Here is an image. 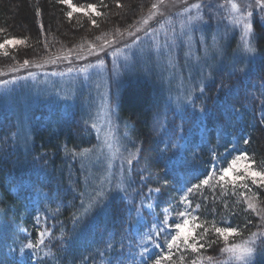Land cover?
I'll use <instances>...</instances> for the list:
<instances>
[{
  "label": "trees",
  "instance_id": "obj_1",
  "mask_svg": "<svg viewBox=\"0 0 264 264\" xmlns=\"http://www.w3.org/2000/svg\"><path fill=\"white\" fill-rule=\"evenodd\" d=\"M154 2L71 0L78 10L73 11L69 19L67 12L72 9L58 0H0V43L13 38L24 40L19 47L0 49V71L9 69L6 73L0 72L1 77L25 60H53L68 52L97 46L100 39L108 40L126 33L152 9ZM41 22L45 26L43 31L39 27ZM256 48L258 56L248 64L246 72L238 71L231 76L225 70L219 72L208 82L203 96L195 100V108L191 105L180 115L156 100L154 89L146 82L131 83L121 89L117 111L133 142L132 152L136 158L130 168V186L123 197L110 201L106 232L102 234L103 242H99V249L105 251L103 255L109 262L121 256L125 264H131L127 258L129 248H136L137 239L147 238L152 228L154 235L150 241L159 243L167 252L164 234L157 237L158 229L154 225L178 222L181 205H185L188 218L195 217L191 219L200 225L194 231V239H189V244H194L198 250L180 244L178 249L172 250V259L166 264H209V256L213 257L214 264L215 261L224 264L228 261L227 253L221 252L225 242L216 234V227L237 228L239 235H229L231 244L247 240L251 233L264 226L260 216L248 207L251 201L257 210L264 209V182L256 184L255 188L238 189L235 184L211 179L208 185H201L192 193L177 190L179 181L186 179V187L199 184L214 163L217 169L225 167L238 152H246L252 165L264 171V41H257ZM221 81L225 88L218 93ZM158 101L162 103L159 107ZM201 107L207 108L206 114L199 111ZM39 109L42 108L35 107L31 113V119L37 117L38 120L31 126L29 148L23 153L12 137L17 129L15 116L0 108V222L8 232L13 227L22 241L32 244L40 239L38 231L50 230L48 238H55L58 246L65 249V252L56 251L57 255L63 260H75L77 257H72L75 254L70 255L72 245L66 242L70 237L75 203L80 197V192L76 194L75 190L80 184L84 185V181L80 178L78 164L72 160L90 144L82 137L81 123L76 119L38 130L39 119L46 115ZM245 139L249 141L247 144ZM27 153L30 154L25 156ZM177 161L185 163H177L174 171L166 169V162ZM218 174L213 172L212 176ZM175 175L182 180H177ZM76 177L78 183L75 184ZM182 196L190 203H180L178 198ZM141 201L146 206H159L152 211L145 207L143 220L138 223L134 209ZM129 205L133 208L131 217L126 211ZM46 215L50 217L43 224ZM150 250L160 251L155 247ZM26 255V261L30 262L32 255ZM257 264H264V260L258 259Z\"/></svg>",
  "mask_w": 264,
  "mask_h": 264
},
{
  "label": "rangeland",
  "instance_id": "obj_2",
  "mask_svg": "<svg viewBox=\"0 0 264 264\" xmlns=\"http://www.w3.org/2000/svg\"><path fill=\"white\" fill-rule=\"evenodd\" d=\"M243 2L244 0H175L173 3V0L163 2L155 0L154 4L157 7L152 8L126 33L114 35L108 40L100 39L97 46L91 45L89 49L87 47L82 51L68 52L53 60L28 61L26 67L20 62L14 65V69L18 71L12 69L3 77L2 73L9 69L0 71L2 72L0 81L28 77L6 87L0 85V108L15 116L17 129L13 131L12 137L23 153L29 148L33 130L31 126H35L38 120L37 117L31 119L30 116L38 106L42 108L39 110L46 113L44 118L39 119L38 130L76 119L81 123L82 137L90 144L88 148L77 152L72 160L78 164L80 178L84 181V185L80 184L75 190L76 194L80 192V197H76V203L74 202L76 205L74 204L72 224L69 228L70 237L66 242L72 245L70 255L75 254L72 257L77 259L63 260L57 255L56 251L65 252V249L62 250L61 245L58 246L59 241L55 238H48L50 230L43 231L44 243L35 250V255L31 249L24 248L21 251L22 245L30 242L22 241L17 234L18 230L13 227L8 232L7 227L0 222V264H109L106 255H103L105 251L99 249V242H103L102 234L106 232L110 201L119 196L123 197L125 192H121L120 189H127L130 186L131 165H128L126 160L131 159L134 162L136 158L132 152L133 142L125 131V123L118 115V94L128 84L146 82L150 84L152 90L154 89L156 100H161L164 106H169V109L180 115L185 108L191 106L189 100L199 94L196 86L200 80L208 77L210 82L221 72L219 71L221 61L226 74L233 71V66L240 69L254 62L258 53L256 52L253 58L243 49L242 28L236 27L234 31L231 30V22L238 13L231 11L230 3L242 5ZM194 4L201 5L199 12L205 20L208 19L207 5L212 6L211 11L215 19L210 21V29L198 26L193 30L191 25L184 27L189 16L197 15L198 10L190 8ZM186 8L189 11H185ZM253 11L259 20V8ZM226 26H229L227 38L221 39L220 35L225 32ZM173 32L179 37L176 41H171ZM214 37L219 42L218 45L214 43ZM166 39L174 44L171 52L168 48L162 47ZM133 40L136 41L135 44L131 43ZM22 44L8 46L19 47ZM125 44L131 46L125 47ZM217 47L221 49L219 52ZM205 61L210 67L206 66ZM161 101H158V107L159 104L162 105ZM246 163H251V160L239 161L235 166L236 172H229L223 182L235 184L234 187L238 189H243V185L254 188L259 185L262 178L256 177L258 183L253 184L251 170L245 179L236 178L237 175H245L243 170ZM252 170L260 171L254 165ZM177 176V180H182V177ZM212 179L221 182L219 174L212 176ZM74 181L75 184L78 183L77 177ZM182 184L184 182L179 181L177 185L180 187ZM97 192L101 193L102 202L107 204L108 208L104 211L93 208L89 217L75 224L74 217L83 216L90 197ZM178 199L182 203L181 199ZM184 210L185 205H181L179 212H185ZM49 217L46 215L43 224ZM185 218L189 220V224L183 228L182 233L192 237L197 228L196 221L186 215L180 217L178 222ZM152 234L154 235L153 228ZM146 247L151 249L152 241L143 237L138 238L137 247L129 248L128 261L141 260L139 254ZM26 254L32 255L30 262L26 261ZM226 256L228 258L229 254ZM117 258L122 260L121 256L115 257L111 259L112 264H115Z\"/></svg>",
  "mask_w": 264,
  "mask_h": 264
},
{
  "label": "snow or ice",
  "instance_id": "obj_3",
  "mask_svg": "<svg viewBox=\"0 0 264 264\" xmlns=\"http://www.w3.org/2000/svg\"><path fill=\"white\" fill-rule=\"evenodd\" d=\"M163 2V0H161ZM175 0H173V3ZM58 3L62 5H67L70 9V11L67 12V16L69 19L72 18L73 16V11H77L72 3L71 0H58ZM90 8H95L94 5H89ZM157 5L153 4L152 8L155 9ZM190 8H196L198 10L197 15L195 16H189L187 25H184V27H187L188 25L192 26V29L195 30L198 26H203L207 29L211 28L210 21L215 19L214 14L212 13L211 5H207V8L209 9L207 15L208 19L205 20L204 17L200 14L199 9L201 8V5L199 4H194L191 5ZM230 8L231 11L238 13V15L233 18L231 22V30H235L236 27H241L242 28V34H241V41L243 45V49L251 54V56L254 58L257 48H256V42L257 41H264V0H244L242 5H238L236 3H230ZM259 8V20H257L256 16L254 15V9ZM185 11H189L188 8L185 9ZM36 15H40V10H36ZM195 21L196 23L193 24L192 22ZM92 23L95 25L96 21L93 20ZM147 23V21H145ZM255 25V27H254ZM40 29L41 31L44 30V24L43 22L40 23ZM228 30L229 26H226L225 32L220 35L217 33V35H220L221 39H226L228 35ZM186 35L187 33H182ZM147 35V32H146ZM179 37L176 35L175 32H173V35L171 37V41H176L178 40ZM24 43V40H18V39H9V40H4L2 43H0V49H4L8 45H16V44H22ZM132 44H135L136 41L133 40L131 42ZM203 43V41H202ZM214 43L217 45L219 44L218 41L215 40L214 37ZM125 47H130V44H125ZM162 47L168 48L169 52H171L172 47H174V44L169 41V39L165 40V43ZM221 49L217 47V52H219ZM163 54V52H161ZM5 55L7 56L8 53L5 52ZM199 59V57L197 58ZM28 61L25 60L23 62L24 67L28 65ZM206 66L207 62L205 61ZM223 61H221V67L219 71H223ZM247 64L245 68H240L236 69L235 66H233V71L229 73V75H234L236 71L240 72H246ZM14 71H18V69H13ZM71 71V69H69ZM82 71H84L82 69ZM118 74V73H117ZM31 75V73H29ZM28 77H14L13 80H4L0 81V85L7 86L10 83H15L17 80H26ZM208 77H204L203 79L200 80L199 84L196 86L199 91V95L196 96L195 98H192L189 100V103L195 108V100L199 99L200 96H203L205 88L207 87L208 84ZM225 85L223 81L220 83V87L218 88V93L222 90H224ZM15 89H12L14 91ZM114 99V96H113ZM225 108L227 109V105H225ZM234 110V109H233ZM200 112L202 113H207V108L206 107H201ZM249 141L247 139L244 140V143L247 144ZM215 159V157H213ZM248 154L246 152H238L237 155H235L231 161L228 162V165L225 167H220L217 169L215 163L212 166V169L209 173L205 175V178L200 181L199 184H194L191 187H186L187 180L185 179L184 184H182L177 190L180 192L187 191L188 193H192L194 189H199L201 185H208L210 180L212 179V173L213 172H219V181L223 182L225 181L226 177L228 176L229 172H236L235 166L237 163L241 160L248 161ZM126 163L128 165H132V160L127 159ZM184 164V161H177L176 163H171V162H166L165 167L168 171H174L176 168V164ZM254 163V161H253ZM251 170V176H252V183L257 184L258 181L256 177H261L262 181L264 182V171H255L252 170V164L251 163H246L245 168H244V173L245 175H237L238 180H243L245 179V176L248 175L249 171ZM243 187H247V185H243ZM121 192H126V189H120ZM152 191V190H150ZM159 193V190H156ZM126 200V197H125ZM127 202V200H126ZM181 202H187L186 197H181ZM83 206V203H82ZM159 205H145L143 201H141L139 206L135 207V212H136V217H137V222L139 223L140 220H143V215H142V210L147 207L149 211H152L154 207H158ZM199 207V206H197ZM248 207L249 209H252L253 212H256L257 215L260 216V219L262 222H264V209L257 210L254 204L249 201L248 202ZM96 208L98 211H104L105 209L108 208L107 204H104L102 202V195L100 192H97L94 196H91L89 199V204L87 207L84 208L83 216L81 218H75L74 217V223L79 224L81 223V220L84 218H87L90 216L92 209ZM125 209H121V211H124ZM133 208L131 205L126 209L128 216L131 217V212ZM187 213L181 211L179 213L180 217H186ZM120 217H117L119 219ZM39 218H37L38 220ZM193 219H196L193 217ZM250 223V221H249ZM189 224L188 219H183L182 222H175L173 224H168L167 221H164L163 223H157L154 225V228L158 229L155 231V235L159 237L161 234H164V244L167 248V252L161 248V245L159 243L153 242V247L156 249H160V251L157 252H152L149 248H143V250L140 252V256L143 257L139 261V264H149V260H151L152 257H155L154 260H151V264H166V262L171 261L172 259V250L174 248H179L180 244H183L184 246L191 248L193 251H197L198 249L195 248L194 244H189V239H194L193 237H190L189 235H183L182 230L185 226ZM196 227H200V225H195ZM207 231V229L205 230ZM215 232L219 237H222L225 246L221 249V252H226L229 254L228 261L224 262V264H230V262H234V264H257V260L261 259L264 260V226L260 228V230L251 233V236L247 240H243L241 243H228L229 240V235L230 234H236L239 235V232L237 228L232 227L231 225L225 226V227H216ZM38 236L40 237L39 241L37 244H32V243H27L23 244L21 247V251H23L24 248L31 249L33 250V255H35V250L39 247L40 244L44 243L43 237L45 235L44 232H39L38 231ZM147 239L151 240L152 239V230H149ZM180 242V243H178ZM213 241L212 243H214ZM211 246V243L209 244V247ZM111 247V245H109ZM201 248L204 247L203 244L200 245ZM209 264H214L213 257L209 256L207 257ZM109 264H112V261L110 260ZM115 264H124V261L117 258L115 261ZM131 264H137L135 260L131 262ZM215 264H221L220 261H215Z\"/></svg>",
  "mask_w": 264,
  "mask_h": 264
}]
</instances>
